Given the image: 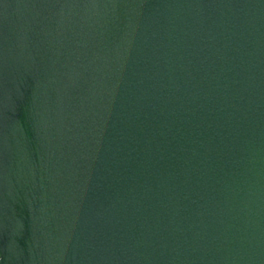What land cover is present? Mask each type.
Listing matches in <instances>:
<instances>
[{
  "label": "water",
  "instance_id": "obj_1",
  "mask_svg": "<svg viewBox=\"0 0 264 264\" xmlns=\"http://www.w3.org/2000/svg\"><path fill=\"white\" fill-rule=\"evenodd\" d=\"M0 264H264V0H0Z\"/></svg>",
  "mask_w": 264,
  "mask_h": 264
}]
</instances>
